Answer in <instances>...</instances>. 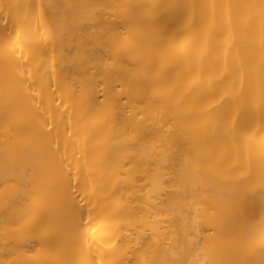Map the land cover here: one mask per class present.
<instances>
[{
    "label": "bare ground",
    "instance_id": "obj_1",
    "mask_svg": "<svg viewBox=\"0 0 264 264\" xmlns=\"http://www.w3.org/2000/svg\"><path fill=\"white\" fill-rule=\"evenodd\" d=\"M0 264H264V0H0Z\"/></svg>",
    "mask_w": 264,
    "mask_h": 264
}]
</instances>
